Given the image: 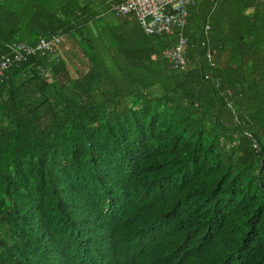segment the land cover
Returning a JSON list of instances; mask_svg holds the SVG:
<instances>
[{
    "label": "trees",
    "instance_id": "trees-1",
    "mask_svg": "<svg viewBox=\"0 0 264 264\" xmlns=\"http://www.w3.org/2000/svg\"><path fill=\"white\" fill-rule=\"evenodd\" d=\"M124 1L0 0V264H264V0H196L182 72Z\"/></svg>",
    "mask_w": 264,
    "mask_h": 264
},
{
    "label": "built area",
    "instance_id": "built-area-1",
    "mask_svg": "<svg viewBox=\"0 0 264 264\" xmlns=\"http://www.w3.org/2000/svg\"><path fill=\"white\" fill-rule=\"evenodd\" d=\"M195 5V0H126L111 6L109 11L116 17L134 16L146 35H172L175 31L176 40L163 52V58L173 70L182 72L186 71L189 64L188 41L183 31L187 25L188 9ZM208 30L209 27L206 25L203 32L206 33ZM59 42L60 38L55 36L48 40H41L32 46L19 43L15 46L13 60L23 62L36 53L52 52ZM201 45L203 46L204 43ZM205 59L210 67H214L209 51ZM11 61L12 59L8 57L0 59V76L10 67Z\"/></svg>",
    "mask_w": 264,
    "mask_h": 264
},
{
    "label": "clouds",
    "instance_id": "clouds-1",
    "mask_svg": "<svg viewBox=\"0 0 264 264\" xmlns=\"http://www.w3.org/2000/svg\"><path fill=\"white\" fill-rule=\"evenodd\" d=\"M195 2H196V0H195ZM111 6H113V5H111ZM111 8V7H110ZM110 8L108 9V10H110ZM110 12V11H109ZM112 14V13H111ZM116 17V16H115ZM187 26V25H186ZM186 28V27H185ZM210 53V52H209ZM211 54V53H210ZM212 57V56H211ZM215 67V66H214ZM211 68H213V67H211Z\"/></svg>",
    "mask_w": 264,
    "mask_h": 264
},
{
    "label": "crops",
    "instance_id": "crops-1",
    "mask_svg": "<svg viewBox=\"0 0 264 264\" xmlns=\"http://www.w3.org/2000/svg\"><path fill=\"white\" fill-rule=\"evenodd\" d=\"M23 44V43H22Z\"/></svg>",
    "mask_w": 264,
    "mask_h": 264
}]
</instances>
